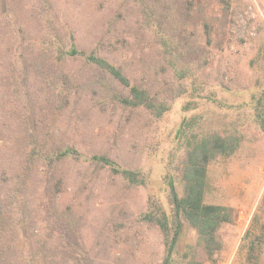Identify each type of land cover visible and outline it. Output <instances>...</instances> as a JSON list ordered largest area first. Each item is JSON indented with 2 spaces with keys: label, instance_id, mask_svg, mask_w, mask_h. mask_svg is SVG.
<instances>
[{
  "label": "rangeland",
  "instance_id": "374dc122",
  "mask_svg": "<svg viewBox=\"0 0 264 264\" xmlns=\"http://www.w3.org/2000/svg\"><path fill=\"white\" fill-rule=\"evenodd\" d=\"M9 3L26 36L36 38L31 42L34 47L41 45L44 32H58L60 43L67 46L69 32H73L78 45L88 52L104 38V52L110 54L104 35H121L141 16L135 0ZM173 10L183 42L197 46L198 33H210L201 45L202 60L195 54L193 57L206 67L198 73L195 84L185 83L178 89L181 96L162 116L144 107L125 108L113 103L100 88L82 87L89 69L80 57L61 60L66 76L63 89L56 73L46 81L33 72L34 68L29 73L28 92L37 108L50 92H59L64 99L52 116L55 144L73 145L87 155L106 154L145 177L143 184H131L102 163L75 157L59 162L57 203L60 209L73 210L84 247L97 264L165 262L169 255L165 235L157 223L143 216L171 212V178L179 196L184 194L179 168L195 133L238 136L234 142L239 145L233 153L209 163L205 192L206 202L230 206L235 219L219 229L223 248L212 258L203 247L193 254L196 231H184L178 242L179 253L173 254L174 264L192 260L247 264L250 244L264 221V127L255 117L258 100L264 94V0H174ZM151 49H145L147 56ZM111 54L120 60V52ZM3 65L0 61V70ZM189 100L195 107L186 110L183 106ZM188 119L187 132H180ZM0 155L6 156V161L8 156H16L4 140ZM41 191L32 184L33 204H45ZM259 264H264V248Z\"/></svg>",
  "mask_w": 264,
  "mask_h": 264
},
{
  "label": "trees",
  "instance_id": "16d2710c",
  "mask_svg": "<svg viewBox=\"0 0 264 264\" xmlns=\"http://www.w3.org/2000/svg\"><path fill=\"white\" fill-rule=\"evenodd\" d=\"M135 1L140 5L141 16L129 30L121 32L123 36L104 35L110 44L107 54L104 38L96 49L88 52L78 45L73 32H69L67 46L60 43L62 36L58 32H44L39 39L41 45L34 47L31 42L36 38H29L20 28L9 0H0V52H4L0 55L4 64L3 71L0 70V149L4 140L16 154L8 156L9 161L0 155V264H97L84 247L73 210L60 209L57 203L61 178L56 176L64 158L102 163L131 184L145 182L140 171L122 167L106 154L87 155L73 145L54 143L52 116L60 110L64 99L59 92H50L37 108L28 92L32 68L45 81L56 73L63 89L66 76L61 60L83 58L89 70L82 87L97 91L100 88L113 103L125 108L144 107L162 116L181 96L178 89L185 83L195 84L198 73L206 67L193 57L195 54L202 60L201 45L207 32L210 33L208 30L204 35L198 33L199 45L192 47L178 34L174 0ZM147 47L152 48L150 56L145 52ZM114 50L120 52V60L111 54ZM183 107L189 110L195 106H190L189 100ZM255 109L256 120L264 127V94ZM189 121H184V125L190 124ZM185 127L180 132H187ZM236 139L238 136L219 132L195 133L179 168L184 194L179 196L171 178L174 196L171 212L164 210L158 217L148 212L143 216L157 223L165 235L171 253L163 264H174L178 242L184 231L190 229L196 231L197 238L193 254L203 247L212 258L223 248L218 231L223 223L233 222L235 214L230 206L205 201L207 168L216 157L233 153L239 145L234 142ZM32 184L42 189L40 194L46 198L43 206L33 204ZM249 233L248 230L246 234ZM263 248L264 221L250 244L247 264H259ZM187 264L202 263L192 260Z\"/></svg>",
  "mask_w": 264,
  "mask_h": 264
},
{
  "label": "water",
  "instance_id": "95a60500",
  "mask_svg": "<svg viewBox=\"0 0 264 264\" xmlns=\"http://www.w3.org/2000/svg\"><path fill=\"white\" fill-rule=\"evenodd\" d=\"M171 253V251H169V254Z\"/></svg>",
  "mask_w": 264,
  "mask_h": 264
}]
</instances>
